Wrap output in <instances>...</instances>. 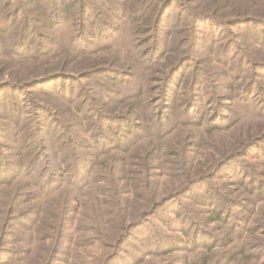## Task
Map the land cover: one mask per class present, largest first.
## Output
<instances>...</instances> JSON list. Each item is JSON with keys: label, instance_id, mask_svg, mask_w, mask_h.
<instances>
[{"label": "trees", "instance_id": "obj_1", "mask_svg": "<svg viewBox=\"0 0 264 264\" xmlns=\"http://www.w3.org/2000/svg\"><path fill=\"white\" fill-rule=\"evenodd\" d=\"M123 26L134 64L94 55ZM245 111L264 119V0H0V264H137L151 217L177 234L147 231L160 261L262 264L264 126L241 131ZM156 170L181 182L158 196Z\"/></svg>", "mask_w": 264, "mask_h": 264}, {"label": "rangeland", "instance_id": "obj_2", "mask_svg": "<svg viewBox=\"0 0 264 264\" xmlns=\"http://www.w3.org/2000/svg\"><path fill=\"white\" fill-rule=\"evenodd\" d=\"M125 26H128L126 24H124ZM123 32L121 34V36L118 38L116 37V42H109V41H104V42H96L95 43V48L93 49L94 55H109V52L111 51L113 52H123V58L125 59V64H128L129 66L132 65L133 60L135 59V56H133L134 53H136L135 47H134V41L132 38V35L130 33V31L128 29H126L124 26L122 28ZM72 29L66 27L63 30H59V45L57 47V49H65L68 47V42H69V36L71 35ZM98 41V40H96ZM100 50V51H99ZM95 51H99L96 52ZM69 56L64 55L62 57H67ZM91 58H94V60H99L101 59L100 56H88ZM111 60V59H110ZM109 60V62H110ZM213 62V61H212ZM134 64V63H133ZM214 65L216 67H218L214 62L209 64ZM32 71H25V74L30 73ZM152 76L151 72H144L141 76V81L140 84L143 83L144 79H149V77ZM10 79V78H9ZM9 79H7V81L9 82ZM4 80H6V76L4 78ZM125 91V89H123ZM243 118L241 120V125H240V130L244 131V130H248L253 132L256 128V125L258 123H262V125L264 126V119L259 118L257 116H254L253 113H247L246 111L243 113ZM238 128V129H239ZM264 130V129H263ZM261 130V131H263ZM185 135H187V132H184ZM263 148V147H261ZM195 151V150H194ZM260 150L254 151V154H256V158H260L261 154L259 153ZM204 160V158L202 159ZM165 170H168L169 172H172L173 174H177L175 171H173L171 169V167H169V165H165L164 167ZM165 170H156L157 172V178H153V180L157 183L156 184V188H158V196L162 195L165 193V191L171 186V185H175L181 182V178L179 177H171L170 174L168 172H166ZM237 179V178H236ZM236 179H229L228 181H230L229 183H233ZM216 185L221 187V182L219 183H215ZM164 189V190H163ZM242 189V188H240ZM163 190V191H162ZM224 193V191H223ZM227 197H225V200H228V202H233V201H237L240 200L244 195L243 194H238V192H231V193H226ZM159 202V200H157ZM155 201V202H157ZM142 205V203L140 202V206ZM202 208V214H198L197 216H199L200 218L205 216V210H207L208 208L205 207H201ZM210 208V207H209ZM197 209V208H194ZM140 213L145 212L143 206L140 207L139 209ZM148 222H151L150 225L148 227H146L145 230H143V228L140 229V233H134L135 237L140 239V259L138 260L137 264H165V262H167L166 264H180L179 260L182 262V259L177 258L176 260H168V261H160L158 260L157 256H152L154 253L155 254H160L161 249L160 248H156L155 250H152L153 248L157 247V241L155 239H153V237L148 238L147 236V231L150 230V233L152 234L153 230L161 235H165V240L169 241L172 240V238L175 237V235H177L175 232H171L170 228L164 227L162 226L157 219H155V217H151ZM147 222V223H148ZM174 226H177L176 224ZM156 228L159 229V232L156 231ZM209 231L211 233H214L216 235H221L226 231V228L224 227H215L214 226H210L209 227ZM227 233V232H226ZM226 233L222 236H225ZM133 234V233H132ZM83 239H86V235H84ZM123 251V248H122ZM85 255H88L89 252V248H85ZM121 254V253H120ZM129 255H132L133 258H137V256H135L133 254V252H128V255L125 258H128ZM184 256V255H182ZM181 257V256H180ZM78 261L80 264H82L83 262V254H79L78 255ZM140 261V263H139ZM252 261H249L248 264H252ZM264 264V262L262 263Z\"/></svg>", "mask_w": 264, "mask_h": 264}]
</instances>
